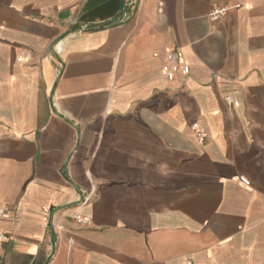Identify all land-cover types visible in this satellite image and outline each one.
Masks as SVG:
<instances>
[{
  "label": "crops",
  "instance_id": "obj_1",
  "mask_svg": "<svg viewBox=\"0 0 264 264\" xmlns=\"http://www.w3.org/2000/svg\"><path fill=\"white\" fill-rule=\"evenodd\" d=\"M0 210L2 264H264V0H0Z\"/></svg>",
  "mask_w": 264,
  "mask_h": 264
},
{
  "label": "built area",
  "instance_id": "obj_2",
  "mask_svg": "<svg viewBox=\"0 0 264 264\" xmlns=\"http://www.w3.org/2000/svg\"><path fill=\"white\" fill-rule=\"evenodd\" d=\"M239 6L240 4H235L233 6H228V5L215 6L209 11L208 18L211 21H217L221 19L223 16H225L231 8H237ZM154 56H159V53L155 52ZM29 59H30V51L26 48H22L16 57V61L19 63H27L29 62ZM162 71L165 78L168 81H174L178 75L182 77L187 76L190 73V65L186 61V58L181 50L177 48L166 47L163 50V55H162ZM225 100L229 105H233L235 103V99L233 96H226ZM191 128L195 132V135L200 142L205 140L206 132L198 122H194L191 125ZM0 216L1 217L6 216L4 210H0ZM74 219H76L78 222L81 223L87 222L86 218L81 217L79 215H74ZM7 238H8L7 233L0 231V264L3 263L2 251L5 246V242Z\"/></svg>",
  "mask_w": 264,
  "mask_h": 264
}]
</instances>
